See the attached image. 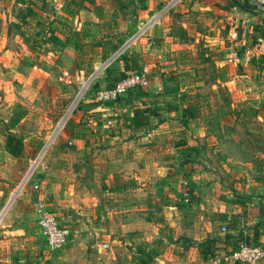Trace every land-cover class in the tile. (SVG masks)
<instances>
[{
    "label": "rangeland",
    "instance_id": "obj_1",
    "mask_svg": "<svg viewBox=\"0 0 264 264\" xmlns=\"http://www.w3.org/2000/svg\"><path fill=\"white\" fill-rule=\"evenodd\" d=\"M18 2L21 5H16ZM138 5L121 4L120 13L134 14L139 8ZM173 5L160 11V15L171 14L166 21V23L170 22L167 24L169 39L157 37L155 38L157 42L150 47L151 49L136 53L147 55V59H152L151 63L160 62L158 69L150 68L152 71L142 70V72L146 74L149 83L151 80L157 81L158 77L163 78V92L159 93L161 97L158 98L154 90L141 91L155 97L152 103H160L157 106L153 105V111H168L165 108L172 105L171 103H175V106L186 105L191 108L190 111H195V118L186 121L179 119L177 121L172 115L167 118L175 124L176 122L183 125L186 122L194 124L197 128H201L199 132L202 133V130L204 132L201 140L192 137L198 134V131L190 134L188 139L190 149L198 145L200 148L195 152L196 154L193 152V157L184 158L185 167L188 169V173L187 171L185 173L188 175L193 172L200 175L198 181L201 183L199 185L202 189L201 195L207 199L197 202L201 205L199 210L205 211L210 207L218 209L220 205H225L223 200L237 205L233 208H227L225 205L227 212L213 213L212 231L218 236H223L232 235L229 233H236V229L241 227H246L247 230L249 227L257 228L259 222L263 220L259 219L258 214L253 213L252 210L257 209L258 203L264 202L263 197L260 196L264 192V53L252 58L250 62H243L239 47L227 39V24L225 20L219 19L221 18L219 14L216 17L213 14L208 15V10L189 7L183 12L173 11L175 9ZM209 5L213 9L221 10L216 3ZM27 6L38 13V16L29 14L18 18L17 10L24 11ZM76 6L77 4L74 5ZM236 8L240 7L236 5ZM111 9L112 4L106 3L104 10L106 25H98L93 29L94 38L81 43L85 38L84 32L72 30L77 25L73 15L67 19L63 14H54L55 10L50 0H0V13L6 10L9 14L6 19L0 18V111H3V115L0 112V117L1 115L8 117L6 123H1L0 119L2 128L0 140L5 141L7 133H12L20 139L22 147L17 157H21L24 161L20 160L21 163L17 165L14 180L12 178L9 180L7 171L0 173L2 185L0 216L6 201H10L15 196L0 218V240L3 242L5 225L13 219H24L23 216H15L18 213L15 210L22 201L21 193L26 188H31L33 173L48 153L61 143L64 129L73 113L83 109L89 110L98 103L94 100V91L97 87H101L98 84L102 80L104 71L111 67L113 60L105 67H102V64L116 51V46L120 42L116 32L119 25L114 24ZM246 11L248 23L253 27L254 21L259 20L258 14L251 8ZM81 12L80 22L83 19V22L89 21L87 25L90 24L92 21L88 20L89 14ZM59 16L60 19H57ZM181 22L184 25H181ZM56 24L61 25V30L63 28V34H59L58 37L54 33L59 29ZM90 30L92 29L88 27V34ZM95 31L103 32L100 39L105 37L103 40L105 42L102 45L96 44ZM70 32V39L74 40V48L65 47V44L71 41L63 37L65 33ZM78 33L83 35L82 39L78 37ZM134 39L135 37L132 40ZM252 39L253 34H246V45L252 43ZM127 48L129 47H125L119 54L127 51ZM160 69L163 70L161 76L158 75ZM94 70H97L95 75L87 83ZM65 111H70L67 117L63 115ZM125 111H129V108ZM14 118L17 119L16 122H12ZM159 120L160 118L151 117V122L156 125L161 124ZM40 148L44 153L42 156L40 154L39 161H35L29 168L28 159L34 160ZM34 165L30 176L12 196L13 189L24 176L26 169H31ZM179 167L180 165L177 164L176 168ZM197 177L198 175L195 176V180ZM185 181L188 186L187 177ZM189 202L188 200L184 205L188 206ZM14 203L16 206L12 210ZM197 203L195 201V204ZM29 204H31L30 200L24 202L21 207ZM84 207L91 210L95 206L89 203ZM67 211L72 213L67 219L56 215L58 224L65 225L68 229L66 241L56 251H48L43 237L40 236L33 222L27 237L35 236V238L29 244L23 245L12 239L9 246H6L0 241V254L7 249L10 253L24 251L26 254L31 252V258L25 257V260L17 262L12 258L3 260L0 255V264H140L142 262L132 261L129 258L133 244L118 242L120 236L117 231L106 230L105 237L102 235L104 232L98 231L97 228L103 222L97 219V216L87 220V216L79 215L75 212V208H68ZM92 215L94 216V212ZM226 216L230 219L226 220ZM221 225H224V230H221ZM126 229L128 228L125 227L124 231ZM165 235L167 233L162 225L157 228V238L146 245L147 248L156 249L157 256L167 246L159 238ZM123 237L122 235L121 238ZM236 237L237 235L224 245V253H228L229 249L239 243ZM101 243H105L107 247L100 248ZM170 247L179 249L175 244ZM149 264H154L153 259Z\"/></svg>",
    "mask_w": 264,
    "mask_h": 264
},
{
    "label": "crops",
    "instance_id": "obj_2",
    "mask_svg": "<svg viewBox=\"0 0 264 264\" xmlns=\"http://www.w3.org/2000/svg\"><path fill=\"white\" fill-rule=\"evenodd\" d=\"M50 1L55 10L54 14H63L67 19L73 15L77 25L72 30L84 32L85 38L81 40V43L94 38L93 29L97 28L98 25H106L104 10L106 3H111L112 19L115 21L114 24L118 23L119 25L116 31L118 34H116L120 42H118L116 49L138 32L135 39L127 46L129 47L127 52L132 54L135 68L141 72L142 70L152 71L150 68L158 69L159 61L151 63L152 59H147V55H137L136 53L141 50L147 51L157 42L155 39L157 37L169 39L167 24L170 22L166 23V21L169 20L171 14H159L168 8L165 6L169 0ZM211 3H216L221 10L211 8L209 5ZM76 4L77 6L74 7ZM120 4H139L143 8L138 5L139 8L135 10L134 14L131 12L121 14L118 9ZM16 5L21 4L18 2ZM173 6H175L173 11L180 12L186 10L187 7L196 10H208V15L213 14L217 17L219 14L221 16L219 19L225 20L226 24L236 22L239 19L247 20V22L249 20L246 10L236 8L231 12V7L236 6L232 0H179ZM23 10H17L19 12L18 18L29 14L38 16V13L32 11L30 6ZM76 10L78 14H74ZM81 11L89 14L88 20L92 21L90 24L87 25L89 21L83 22V19L80 22ZM158 15L160 16L157 17ZM6 16H9L6 10L0 13V18L6 19ZM152 18L153 20L150 21ZM57 19H60V16ZM259 21H254L253 26ZM180 24L184 25L182 22ZM56 25L59 29L54 33L58 37L59 34H63V28L61 30V25ZM88 27L92 29L89 34ZM139 29L141 30L139 31ZM95 32L96 44L102 45L105 42L103 41L105 37L100 39L103 32ZM70 34L71 32L65 33L63 37L71 41L65 44L66 48H74L75 46L74 40L70 39ZM78 37L82 39L83 35L78 33ZM117 58L113 59L112 65L109 67L111 74H117L123 70L122 62ZM162 71L160 69L158 75L161 76ZM163 81V78L158 77L157 81L151 80L146 88H134L114 101L98 102L89 110L83 109V111L73 113L70 121L66 124L61 143L48 153L33 173L31 188H26L21 193L22 201L19 202L15 210L18 211L15 216H23L24 219H13L5 225V240L4 242L0 240L2 244L9 246L12 239L23 245L34 240L35 236L27 237V235H29L28 231L33 222L36 224L33 207L34 202L38 200L55 217L61 215L64 219L69 218L72 213L67 211L68 208H75V212L79 215H86L87 220L97 216V219L103 222L97 228L98 231L104 232L102 234L104 237L107 236L106 230L117 231L120 236L118 242H132L133 244L129 258L132 261L148 260L144 264H149L151 259H153L154 264H238L227 257L229 252L224 253L223 247L227 245L230 239L237 235L236 238L239 242L251 243L252 241L256 244L262 242L264 245V207L261 210H258L257 207L252 212L258 214V218L263 220L259 222L257 228L249 227L248 230L246 227L238 228L236 233H229L232 235H227L228 238L226 239L223 238L224 235L219 236V248L213 252V255L205 260L200 257L195 243L217 235L212 231L213 213L222 214L227 212L225 210L228 207L233 208L236 204H229L227 200H223L227 208L225 205H220L218 209H211L210 207L212 211L210 209L199 210L201 205L197 202L207 199L201 195L202 189L199 187L201 183L198 181L200 175L193 172L188 175L185 173L188 169L185 167L184 158L193 157V152L196 154L195 152L200 148L198 145L194 146L192 150L190 149L191 145L188 146L190 134L198 131V134L192 137L201 140L204 132L203 130L202 133L199 132L201 128H197L194 124L191 125L187 122L184 125L177 122L175 124L174 121L167 118V116L172 115L177 121L178 119L186 121L195 118V111H193V117L183 118L181 110L186 105L175 106V103H171L172 105L165 108L168 111H154V113L160 114V125L151 122L152 115L150 114L146 125L135 126L132 124L131 116L134 109L148 108L153 110V105L160 104L158 102L152 103L155 97L141 90H154L157 93L156 96L160 98L164 87ZM99 84L98 86L104 87L103 75ZM127 108L129 111H125ZM0 112L3 115V111ZM69 113L70 111H65L63 115L67 117ZM2 115L0 117L1 123H6L8 117ZM0 130L2 131L1 127ZM43 153L44 151L40 149L34 160L28 159V167L30 168L35 161L38 162L40 154L42 156ZM20 160H22L21 157L10 155L5 149L4 141L0 140V173L7 171L9 180L11 178L14 180L17 165L21 163ZM177 164L180 165L179 168H176ZM26 172L27 169L23 175ZM23 177L13 189L12 196L24 184L21 182ZM186 177L189 180L187 187L191 192L188 196L190 201L188 206L184 205L185 202L182 200L181 192L183 189L180 185L182 179L186 180ZM33 185L36 188H33ZM0 186L2 185L0 184ZM261 194L260 196L264 200V192ZM29 200L31 204L21 207L24 202ZM89 203L95 206L91 210L84 207ZM260 204H264V202L261 201ZM14 206L16 203L11 207L12 210ZM93 212L94 216L92 215ZM229 219V216H226V220ZM162 225L167 235L159 238L167 246L158 256L147 259L146 255L142 254L144 252H138V249H144V251L150 249L146 245L151 244L157 238V228ZM125 227L128 228L126 231H124ZM37 231L39 233V230ZM111 235L108 234L110 237ZM122 235L123 238H121ZM172 244L177 245L179 249H172L173 247H170ZM186 249L188 250L186 251ZM25 254L24 251L10 253L7 249L0 255L3 260L12 258L18 262L25 260V257L31 258V252Z\"/></svg>",
    "mask_w": 264,
    "mask_h": 264
},
{
    "label": "built area",
    "instance_id": "obj_3",
    "mask_svg": "<svg viewBox=\"0 0 264 264\" xmlns=\"http://www.w3.org/2000/svg\"><path fill=\"white\" fill-rule=\"evenodd\" d=\"M177 1L179 0H169L165 7L175 4ZM238 1L245 3L251 10L255 11L259 20L264 22V0ZM234 9L235 6H232L231 12ZM246 34H253V29L247 20L239 19L236 22L227 23V39L239 47L242 54L241 58L245 63L264 53V40H257L246 45ZM233 54L236 57V54ZM148 85L149 81L144 72H132L118 79L111 87H97L94 91V100L96 102L114 101L134 88L143 89ZM181 187L183 189L181 192L182 200L187 202L189 194L185 180L181 181ZM33 188H36V186L33 185ZM33 211L36 226L40 236L44 239L45 247L49 252L56 251L66 241L68 235L67 227L59 225L55 215L48 211L38 200L34 202ZM224 228V225H221V230H224ZM106 247L105 243L100 244V248ZM227 257L238 264H262L264 263V245L239 242L230 250Z\"/></svg>",
    "mask_w": 264,
    "mask_h": 264
},
{
    "label": "trees",
    "instance_id": "obj_4",
    "mask_svg": "<svg viewBox=\"0 0 264 264\" xmlns=\"http://www.w3.org/2000/svg\"><path fill=\"white\" fill-rule=\"evenodd\" d=\"M234 4H236L238 7L244 10H248L250 7H248L245 3H242L240 1L232 0ZM121 4L118 5V9H120ZM140 8H143L141 5ZM54 38V37H53ZM55 40V38H54ZM257 40H264V22H257L253 26V39L252 42L257 41ZM118 60H121L122 62V68L123 70L120 71L117 74H111L109 69H106L103 73V82H104V87H111L118 79L132 73V72H141L139 69H136L134 66V62L132 61V54H129V52L125 51L124 53H121L118 55ZM191 108L188 106H185L181 111H182V117L183 118H191L194 116L193 111H190ZM152 115L155 117L158 113H154L153 110L144 108V109H139L136 108L132 111V124L135 126H144L148 123V115ZM16 118L12 120V122H16ZM5 149L6 151L12 155V156H18V154L21 152V141L18 139L14 134L12 133H7L5 136V141H4ZM189 195H190V190ZM263 195V194H261ZM264 207V204L258 203V209H262ZM224 239L228 238L227 235L223 236ZM219 236L218 235H213L209 238H206L202 241L196 242L195 247L197 248L198 253L200 254V257L202 260H205L208 257H211L213 255V252L219 248ZM249 243V242H246ZM249 244H256V243H249ZM236 246V245H234ZM233 246V247H234ZM232 247V248H233ZM231 248V249H232ZM144 252L142 254L146 255L147 259L154 258L158 252L156 249H150L147 251H144V249H138V252ZM230 252V251H229ZM148 260L145 261V259H142V264L146 263Z\"/></svg>",
    "mask_w": 264,
    "mask_h": 264
},
{
    "label": "water",
    "instance_id": "obj_5",
    "mask_svg": "<svg viewBox=\"0 0 264 264\" xmlns=\"http://www.w3.org/2000/svg\"><path fill=\"white\" fill-rule=\"evenodd\" d=\"M160 14V13H159ZM153 20V18L150 20V21H152ZM149 23H151V22H149ZM141 29H139V31H140ZM138 34V32L137 33H135L134 35H132L131 37H129L118 49H116V51L115 52H113L112 53V55L111 56H109L106 60H104V62H103V64H102V67H105L107 64H109L115 57H116V55L117 54H119L125 47H127L128 46V44L132 41V39L136 36ZM96 71L97 70H94L91 74H90V76H89V78H88V80L86 81L87 83L89 82V80L95 75V73H96ZM160 118V114H157L156 115V119H159ZM42 148V147H41ZM40 148V149H41ZM36 165V164H35ZM34 165V166H35ZM34 166L31 168V169H27V172H26V174L24 175V177H23V179L21 180V182L22 183H24L25 181H26V179L30 176V173L32 172V170H33V168H34ZM18 193V192H17ZM15 197V196H14ZM14 197L10 200V201H7L6 203H5V205H4V207H3V210H2V214H1V216L4 214V212L6 211V209L10 206V204H11V202L13 201V199H14ZM1 216H0V218H1Z\"/></svg>",
    "mask_w": 264,
    "mask_h": 264
}]
</instances>
